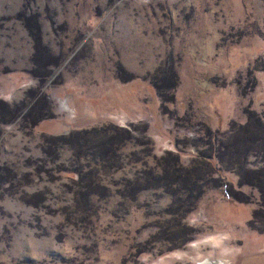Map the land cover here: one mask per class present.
I'll use <instances>...</instances> for the list:
<instances>
[{
  "label": "rangeland",
  "instance_id": "rangeland-1",
  "mask_svg": "<svg viewBox=\"0 0 264 264\" xmlns=\"http://www.w3.org/2000/svg\"><path fill=\"white\" fill-rule=\"evenodd\" d=\"M199 259L264 264V0H0V264Z\"/></svg>",
  "mask_w": 264,
  "mask_h": 264
},
{
  "label": "bare ground",
  "instance_id": "bare-ground-1",
  "mask_svg": "<svg viewBox=\"0 0 264 264\" xmlns=\"http://www.w3.org/2000/svg\"><path fill=\"white\" fill-rule=\"evenodd\" d=\"M215 243H217V242L215 241ZM206 263H207V259L206 260L199 259V261H198V264H206ZM211 264H225V263H224L223 259H218V260H216V262L212 261Z\"/></svg>",
  "mask_w": 264,
  "mask_h": 264
}]
</instances>
